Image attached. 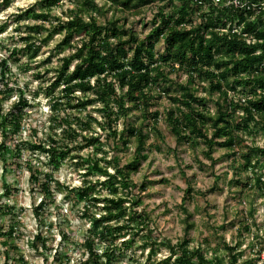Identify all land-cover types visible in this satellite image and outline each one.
I'll return each instance as SVG.
<instances>
[{"label":"trees","instance_id":"trees-1","mask_svg":"<svg viewBox=\"0 0 264 264\" xmlns=\"http://www.w3.org/2000/svg\"><path fill=\"white\" fill-rule=\"evenodd\" d=\"M9 1L0 0V5L7 6ZM59 1L43 0L44 9L40 12H35L30 6L15 15L16 19L31 17L34 22L26 24L27 34L21 37L23 45L19 48L13 46L10 54L26 53L29 60L33 59L41 47L40 40H37L42 31H48V34L62 33L57 46L59 50L62 47L73 49L72 53L62 58L57 74L49 85V91L59 88V93L51 97V117L47 127L59 129L62 136L19 141L17 155L20 156L21 149L26 147L46 154L48 164L57 168L76 146L92 147L95 152L103 153L98 136L86 137L82 134L84 130L94 129L93 123L101 130L108 131L114 142L118 143L121 139L126 149L131 137L136 140L133 156L125 164L119 166L118 157L112 160L104 158L113 167V172H108L100 164L102 158L75 156L76 165L86 167L83 176L96 173L104 177L94 183L84 179L81 185L69 188L76 201L84 203L81 215L91 224L89 235L83 241L87 258L78 264H113L111 258L114 249L107 246L98 252L94 240L113 245L115 240L128 235L121 242L122 247L128 248L134 243V236L148 226L149 214L144 208H139L142 203L139 193L146 189L147 184L141 182L137 187L138 193L133 192L135 184L131 182L130 174L137 170L140 161L148 155L145 152L147 139L152 135L162 137L158 127L160 116L177 143H185L193 148L201 146L203 154L212 162V152L216 146L230 150V167L236 173V184H248L249 188L257 187L264 191V146H255L254 142L248 144L245 139L247 136L253 140L259 131H264V22L261 21V15L245 22L243 26V30L255 38L253 43L248 44L242 35L225 36L215 30L217 23H222L227 17L222 12L188 30L182 28L180 25L187 20L190 0H167V3L163 1L160 6H156L150 20L152 27L140 38L126 26L128 14H141L155 0H105L120 16L107 17V12H104L103 21L98 20L97 13L101 6L96 0H80L79 6L69 9L68 17L60 20L52 14L53 7ZM166 4H170L171 8L165 12L163 7ZM39 20L41 22L37 23ZM119 21L121 23L117 24ZM5 26L6 22L0 24V33ZM75 37L78 39L74 40ZM159 41L165 46L163 52L155 49ZM7 59H0L2 94L13 90L9 85L8 74L11 71ZM25 65L29 67L28 63ZM177 71L185 74V80L177 84V90L171 92L170 74ZM34 77L42 78L41 72H36ZM14 90L19 93L17 101L7 111L0 108L2 151L5 150L4 140L20 130L24 107L32 106L23 89L15 87ZM208 97L212 104H209ZM161 98L169 102L162 112L153 108L155 99ZM97 102L100 106L95 111L100 113L101 120L90 112L80 116V112ZM66 110L69 112L65 113ZM60 111L64 114H60ZM133 111L140 114L142 123L124 124V137V133L117 131V121ZM33 133L36 135V129ZM25 165L38 191L51 196V183L60 185L53 179L52 173L45 172L42 180L37 168L29 162ZM241 169L249 170L250 173L245 184L239 176ZM162 181L168 180L163 178ZM97 183L107 188L106 196L93 193ZM119 190H125V193L118 194ZM8 191L9 187H6ZM191 191L188 186L184 197L188 198ZM98 203L102 205L98 206ZM43 205L44 202H40L34 206L35 215H40ZM91 206L97 207L101 213L96 216L90 210ZM11 210L7 204L0 206L1 213ZM148 231L151 233L150 229ZM61 232L65 238V232ZM13 233V225H9L5 231L0 225L3 246L12 242ZM34 238L45 245L46 240L40 234L37 233ZM155 242L152 240V248ZM167 242L166 245L169 240ZM188 243L189 240L183 239L180 243L168 246L170 256L176 255L174 263L237 264L239 255L235 249L239 242L232 246L225 244L226 254L213 253L210 258H206L200 246L189 249ZM31 245L36 248L34 241ZM5 253L7 256L8 252ZM164 264H168V259Z\"/></svg>","mask_w":264,"mask_h":264},{"label":"rangeland","instance_id":"rangeland-1","mask_svg":"<svg viewBox=\"0 0 264 264\" xmlns=\"http://www.w3.org/2000/svg\"><path fill=\"white\" fill-rule=\"evenodd\" d=\"M96 2L101 6L97 13L98 20H104V12H107V17L120 16L105 0ZM161 2H156L157 6H160ZM79 4L80 0H60L59 4L53 7L52 14L60 20H65L68 10L78 7ZM30 6L35 12L44 9L43 0H10L7 6L0 5V24L6 22L4 30L0 33V59L8 58L7 64L11 71L8 74L9 85L13 87L12 91L0 93V108L7 111L17 101L19 93L14 90L15 87L23 89L28 103L32 105L24 107L20 130L4 140V151L0 149V206L7 204L12 208L9 213L0 211V225L3 231L7 230L9 225L14 226V237L10 244L3 246V238L0 237V264H78L87 258L83 241L89 235L91 224L81 215L84 203L77 202L70 194L69 188L81 185L84 179L94 183L96 180L100 182L104 177L96 173L83 176L86 167L76 165L75 156L102 158L100 164L108 172H113V167L108 165L104 158L112 160L118 157L119 166L125 164L133 156L136 140L131 137L126 149L121 139L118 143L114 142L108 131L101 130L93 123L94 129L84 130L82 134L86 137L98 136L103 153L95 152L92 147L76 146L57 168L48 164L46 154L31 151L26 147L21 149L20 156L17 155L19 141L46 140L49 136H62L59 129L51 130L47 127L51 117V97L58 96L59 93V88L49 91V85L57 74L62 58L73 52V49L67 47H62L61 50L57 47L62 33L48 34V31H42L37 40H40L41 47L33 59L29 60L26 53L10 54L13 46L19 48L23 45L21 37L27 34L26 24L34 22L31 17L16 19L15 15ZM169 8L170 4H166L163 10ZM156 9L157 7H145L139 15L128 14L126 26L135 31L138 37H144L152 27L150 20ZM39 22L41 21H37ZM120 23L121 21L117 24ZM45 24L48 28L49 24ZM77 39L78 37L74 38ZM164 47L163 42L159 41L155 49L163 52ZM27 63L29 67L25 65ZM36 72H41L42 78L34 77ZM170 78L171 92H174L177 90V84L185 80V74L172 72ZM76 94L81 95L80 92ZM199 94L207 96L206 93ZM208 102L212 104L209 97ZM99 106L98 102L94 103L79 114L84 116L90 112L101 120L100 113L95 111ZM168 106L169 102L161 98L155 99L153 108L162 112ZM133 112L117 121V131L124 133V137V124L142 123L140 114ZM60 114L64 112L60 111ZM158 127L162 137L152 135L147 139L145 152L148 155L140 161L137 170L130 174L131 182L135 184L133 192L138 193L137 187L141 182L147 184L146 189L139 193L142 201L139 208L148 212V226L134 236V243L128 248L121 246V242L129 237L126 235L115 240L113 245L95 239V249L98 252L108 247L114 249L111 258L113 264H164L167 259L168 264H176V255L170 256L168 246L180 243L183 239L189 240V249L200 246L206 258H210L213 253L226 254L225 244L232 246L239 242L235 249L239 255L237 264H261L264 261V191L257 187L249 188L248 184H236V173L230 167V150L216 146L212 152V162L203 154L201 146L193 148L185 143H177L161 116L158 119ZM34 129L36 135L33 133ZM245 139L248 144L254 142L255 146H264V131H259L253 136V140L247 136ZM1 140L0 135V143ZM26 162L40 171L42 180L43 174L49 172L52 173L53 179L60 183L59 186L51 183V196H45L38 191L30 172L26 169ZM239 171V176L245 184L249 170ZM163 178L168 181H162ZM188 186L192 191L186 198L184 195ZM6 187H9L8 192ZM119 191L118 194L125 193V190ZM93 193L106 196L108 190L97 183ZM40 202H44V205L37 216L33 209ZM97 205L101 206L102 203ZM90 210H93L96 216L101 213L97 207L91 206ZM61 231L65 232V238ZM37 233L45 238V245L34 238ZM152 240L156 241L153 248ZM33 241L36 248L31 245ZM144 242L146 244H143ZM5 251L8 252L7 256Z\"/></svg>","mask_w":264,"mask_h":264},{"label":"built area","instance_id":"built-area-1","mask_svg":"<svg viewBox=\"0 0 264 264\" xmlns=\"http://www.w3.org/2000/svg\"><path fill=\"white\" fill-rule=\"evenodd\" d=\"M158 1L155 0L147 7H156ZM161 1L162 4L167 0ZM219 12L225 13L227 17L225 16L222 23H217L215 30L225 36L242 35L246 43L250 44L255 41V38L244 31L243 26L245 22L253 21L259 15H261V21L264 22V0H190L187 20L180 26L188 30L206 21L208 17L216 16Z\"/></svg>","mask_w":264,"mask_h":264}]
</instances>
